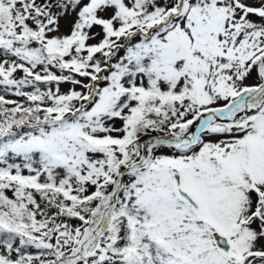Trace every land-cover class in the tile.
Listing matches in <instances>:
<instances>
[{"label":"snow or ice","instance_id":"snow-or-ice-1","mask_svg":"<svg viewBox=\"0 0 264 264\" xmlns=\"http://www.w3.org/2000/svg\"><path fill=\"white\" fill-rule=\"evenodd\" d=\"M0 264H264V0H0Z\"/></svg>","mask_w":264,"mask_h":264},{"label":"rangeland","instance_id":"rangeland-1","mask_svg":"<svg viewBox=\"0 0 264 264\" xmlns=\"http://www.w3.org/2000/svg\"><path fill=\"white\" fill-rule=\"evenodd\" d=\"M62 25H63L62 31H67V22L62 21ZM66 87H67L66 85L65 86H62V88H66Z\"/></svg>","mask_w":264,"mask_h":264}]
</instances>
